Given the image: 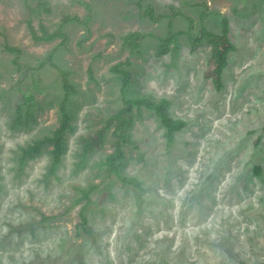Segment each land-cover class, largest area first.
Wrapping results in <instances>:
<instances>
[{
    "label": "rangeland",
    "instance_id": "rangeland-1",
    "mask_svg": "<svg viewBox=\"0 0 264 264\" xmlns=\"http://www.w3.org/2000/svg\"><path fill=\"white\" fill-rule=\"evenodd\" d=\"M68 16L88 27L33 39ZM224 21L235 50L217 91L211 44L192 38ZM130 32L145 35L135 52ZM127 62L125 98L166 99L185 125L169 141L154 111L134 107L119 178L104 166L114 128L86 158L83 140L124 108L112 68ZM65 99L61 163L52 145L22 162ZM0 264H264V0H0Z\"/></svg>",
    "mask_w": 264,
    "mask_h": 264
},
{
    "label": "trees",
    "instance_id": "trees-1",
    "mask_svg": "<svg viewBox=\"0 0 264 264\" xmlns=\"http://www.w3.org/2000/svg\"><path fill=\"white\" fill-rule=\"evenodd\" d=\"M144 16L149 17L151 20H158L155 18V12L152 7H144ZM70 23H78L84 25L86 28L87 22L83 23L79 17L68 16L62 20L59 29L56 32L49 33L44 27L41 32L42 35H38L36 31L32 29V37L37 42H50L56 39L66 40L67 36L63 32L65 25ZM229 25L226 21L223 22L222 30L220 34H215L208 31L206 28L202 27L199 36L192 38L193 43L201 42L203 39H208L211 44V58L209 61V70L207 76L212 79L217 91H221L224 87L222 82V74L228 65L229 55L235 50V45L229 37ZM145 38L140 32H130L124 37V44L130 48L131 52H135L140 48V42ZM13 50V49H12ZM16 51V50H15ZM14 51V52H15ZM130 66V62L115 65L112 68V72L121 76L122 78V94L124 108L119 111L116 115L112 116L106 122V125L101 129L97 135L92 138L83 140V151L84 158L96 147L102 145L104 139L106 138V133L109 129L114 128L113 135L117 139L116 148L112 155L107 157L104 166L111 173L116 174L117 177L121 178L118 170L117 162L123 158V143L128 142V135L126 130L130 126V121L128 120V115L132 113L134 107H145L149 110L154 111L160 118L162 124L168 131V140L173 141L174 133L184 127L183 122L174 121L170 118L168 114V107L170 102L166 99L154 100V99H140V100H129L125 98V91L129 88L131 83V74L124 70L123 67ZM63 84L65 89L68 91L70 89L68 85V75L67 73H62ZM26 101L33 100V97L29 94L24 95ZM67 99L63 102L60 107L61 120L59 127L54 132L53 136L43 140H37L33 144L29 145L22 152V162L27 158L41 153L42 149L46 145L53 146V160L54 164L58 165L62 161V157L66 149V134L70 129V116L66 111ZM22 112L18 111L17 124L22 121ZM259 170V169H258ZM83 197H88L89 190L82 191ZM84 224H86V219H84Z\"/></svg>",
    "mask_w": 264,
    "mask_h": 264
},
{
    "label": "bare ground",
    "instance_id": "bare-ground-1",
    "mask_svg": "<svg viewBox=\"0 0 264 264\" xmlns=\"http://www.w3.org/2000/svg\"><path fill=\"white\" fill-rule=\"evenodd\" d=\"M255 213V212H254ZM261 219V218H260Z\"/></svg>",
    "mask_w": 264,
    "mask_h": 264
}]
</instances>
